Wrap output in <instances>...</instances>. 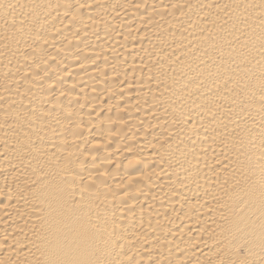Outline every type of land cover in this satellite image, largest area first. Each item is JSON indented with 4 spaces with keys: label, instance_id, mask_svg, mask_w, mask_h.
<instances>
[{
    "label": "bare ground",
    "instance_id": "6f19581e",
    "mask_svg": "<svg viewBox=\"0 0 264 264\" xmlns=\"http://www.w3.org/2000/svg\"><path fill=\"white\" fill-rule=\"evenodd\" d=\"M0 264H264V0H0Z\"/></svg>",
    "mask_w": 264,
    "mask_h": 264
}]
</instances>
